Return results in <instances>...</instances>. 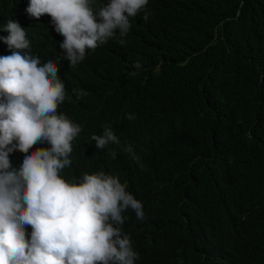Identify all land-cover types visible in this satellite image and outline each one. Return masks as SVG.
<instances>
[{
	"label": "clouds",
	"instance_id": "9594fccd",
	"mask_svg": "<svg viewBox=\"0 0 264 264\" xmlns=\"http://www.w3.org/2000/svg\"><path fill=\"white\" fill-rule=\"evenodd\" d=\"M163 3L0 0V264H264V223L238 208L253 189V172L217 151L209 160L224 175L203 189L183 154L204 135L188 136L171 108L137 103L141 86L173 98L164 80L176 72L157 56L189 23L170 0ZM47 50L71 67L106 52L126 70L127 87L107 90L94 130L58 112L66 80ZM192 57L199 75L216 62L201 50L181 64ZM86 152L119 171L84 167ZM125 166L129 178L114 174ZM189 194L199 200L183 220ZM205 200L219 210L217 217L207 211L215 235L200 221ZM205 239L218 243L207 247Z\"/></svg>",
	"mask_w": 264,
	"mask_h": 264
},
{
	"label": "trees",
	"instance_id": "16d2710c",
	"mask_svg": "<svg viewBox=\"0 0 264 264\" xmlns=\"http://www.w3.org/2000/svg\"><path fill=\"white\" fill-rule=\"evenodd\" d=\"M168 2L164 0L163 7ZM170 2L187 17L189 23L185 30L166 38L163 52L157 56L158 61H169L176 72L164 80V86L173 94V98L164 101L149 86L146 89L141 86L139 89L143 91H139L137 103L143 109L171 108L186 121L188 136L193 132L204 135L203 139L195 138V143L183 154L185 166L203 189L208 186V178L215 174L224 175L209 160L217 151L222 150L248 167L254 174L251 180L254 186L238 208L241 212L250 211V219L254 223H264V0ZM201 50L216 57L215 65L205 75H199L192 67L195 57L181 64L189 55ZM47 54V59L59 61L66 80L62 81L66 99L58 112L63 108L83 126L82 130H94L95 124L101 120L100 108L107 90L113 86L127 87L126 70L110 63L106 52L75 67L62 58L57 60L48 50ZM101 64L108 66L103 69ZM96 71L100 74L98 80L94 78ZM123 108L125 106L117 108L119 114H122ZM37 148H41L39 143L30 151ZM83 160L84 167L119 171L116 162L99 159L97 152H86ZM114 174L125 179L130 177L131 172L125 166L122 174ZM158 196L167 203L166 193L162 191ZM188 200L189 206L182 214L183 220L194 212V204L199 197L189 194ZM167 205L175 207L176 203ZM204 205L206 209L200 221L207 233L215 235L207 211L217 217L219 210L210 206L207 200ZM175 213L168 209V214ZM223 213L226 215L227 211ZM201 243L213 247L218 241L205 239Z\"/></svg>",
	"mask_w": 264,
	"mask_h": 264
}]
</instances>
